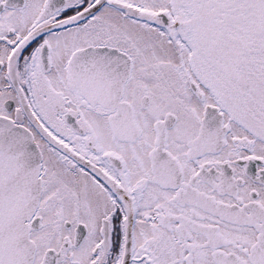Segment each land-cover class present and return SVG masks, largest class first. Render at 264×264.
I'll list each match as a JSON object with an SVG mask.
<instances>
[{
	"label": "snow or ice",
	"instance_id": "snow-or-ice-1",
	"mask_svg": "<svg viewBox=\"0 0 264 264\" xmlns=\"http://www.w3.org/2000/svg\"><path fill=\"white\" fill-rule=\"evenodd\" d=\"M0 264H264V0H0Z\"/></svg>",
	"mask_w": 264,
	"mask_h": 264
}]
</instances>
